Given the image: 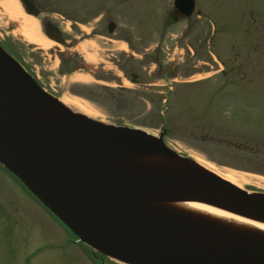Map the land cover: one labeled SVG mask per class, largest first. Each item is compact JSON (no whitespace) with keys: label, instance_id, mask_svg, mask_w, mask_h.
<instances>
[{"label":"rangeland","instance_id":"obj_1","mask_svg":"<svg viewBox=\"0 0 264 264\" xmlns=\"http://www.w3.org/2000/svg\"><path fill=\"white\" fill-rule=\"evenodd\" d=\"M13 1L52 45L25 42L0 1V49L47 99L99 125L144 133L180 161L264 196V0H194L192 17L176 23L174 0H33L39 18ZM42 21L74 48L49 40ZM124 170L179 180L127 164ZM167 223L187 226L197 243L264 248L230 239L229 224L193 216ZM0 264L121 263L78 241L0 165Z\"/></svg>","mask_w":264,"mask_h":264},{"label":"water","instance_id":"obj_2","mask_svg":"<svg viewBox=\"0 0 264 264\" xmlns=\"http://www.w3.org/2000/svg\"><path fill=\"white\" fill-rule=\"evenodd\" d=\"M18 1L28 16L36 17L29 0ZM173 8L172 22L189 19L195 1L174 0ZM114 29V24L108 25L109 34ZM47 38L60 43L58 37ZM0 93L19 103L29 118L22 125L0 126V165L84 244L121 264H264V248L197 243L200 238L187 226L147 217L135 207L194 203L264 215V196L215 180L130 176L124 170L127 158L172 153L144 133L99 125L51 102L1 49ZM46 180L77 195L88 211L67 204L51 192ZM147 238L171 242L150 243Z\"/></svg>","mask_w":264,"mask_h":264},{"label":"bare ground","instance_id":"obj_3","mask_svg":"<svg viewBox=\"0 0 264 264\" xmlns=\"http://www.w3.org/2000/svg\"><path fill=\"white\" fill-rule=\"evenodd\" d=\"M0 1L6 8L13 12L11 13V16L14 17L13 20L18 24V33L25 42L37 47H43L48 44L52 45L51 42H48L39 36L37 22L30 17L24 16L18 10L17 6H15L16 4L13 0ZM10 3H13V8L16 7L15 10L10 9L8 6ZM65 106L78 110L80 109V107L77 105L75 106L73 102H67L65 103ZM28 121L29 118L23 107H21V105L16 101H13L0 93V126H5L7 123L22 125ZM101 152L107 158L111 159L109 154L104 151ZM127 166L133 169L151 171L153 173H164L180 179L215 180L228 184L239 191H243L229 179L210 175L208 171H206L198 163L176 160L173 156L163 153L151 152L131 156L127 158ZM45 185L51 190V192L63 199L73 208L80 211H88L87 206L83 204L77 195L64 192L65 190L61 187L56 185L53 186L50 182L47 183V180ZM135 207L138 212L147 217L162 219L169 222L193 216L194 218L199 219V221L207 220L212 223L219 222L221 224L219 225L220 227H222V225L226 227V225L229 224L231 232H228L227 236H230V239L234 236L239 242H261V244L264 245V215L254 214L248 215L247 218H244L221 208L194 203H136ZM146 240L150 243L166 244L171 242L157 238H147ZM91 248L94 249L93 247Z\"/></svg>","mask_w":264,"mask_h":264},{"label":"flooded vegetation","instance_id":"obj_4","mask_svg":"<svg viewBox=\"0 0 264 264\" xmlns=\"http://www.w3.org/2000/svg\"><path fill=\"white\" fill-rule=\"evenodd\" d=\"M29 1L34 4L35 10H36L35 12L37 14V17L39 18L41 16V13L37 10L38 7L36 6V3L33 0H29ZM42 30H44L46 32L47 36L58 37L60 39V45L63 46V47L70 43V42H68L65 39V35L62 32H60L58 30V28L55 27L51 23H47V22H43L42 21ZM64 48L67 50V49H71V48H74V47L69 46V48H67V47H64ZM58 52L62 53L63 51H58ZM80 59L81 60L79 61L78 67H81V66L83 67V65H82L83 64L82 57Z\"/></svg>","mask_w":264,"mask_h":264}]
</instances>
